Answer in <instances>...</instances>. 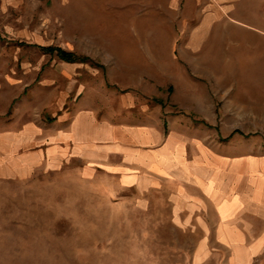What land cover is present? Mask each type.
I'll use <instances>...</instances> for the list:
<instances>
[{"label":"rangeland","instance_id":"1","mask_svg":"<svg viewBox=\"0 0 264 264\" xmlns=\"http://www.w3.org/2000/svg\"><path fill=\"white\" fill-rule=\"evenodd\" d=\"M217 3L0 0V264H125L160 235L175 239L158 209L75 203L97 184L79 178V157L67 160L81 107L161 116L188 143L182 153H208L198 169L217 193L264 204V33L243 24L264 28V0ZM133 60L157 77L166 66L168 78L109 80L111 64ZM187 93L203 112H182Z\"/></svg>","mask_w":264,"mask_h":264},{"label":"crops","instance_id":"2","mask_svg":"<svg viewBox=\"0 0 264 264\" xmlns=\"http://www.w3.org/2000/svg\"><path fill=\"white\" fill-rule=\"evenodd\" d=\"M243 24L264 33L260 24ZM156 70L159 77L151 73V63L120 61L110 65L107 76L110 81L168 78L166 66ZM184 78L198 81L188 73ZM177 101L183 113L204 111L194 93ZM99 110L81 107L67 127V160L79 157L85 165L79 178L97 182L80 189L75 203L84 209L88 200L104 202L134 216L137 210L158 209L163 211L158 224L176 227L174 240L160 235L158 249L145 246L141 256L136 251L134 260L125 264H264L263 203L248 202L241 193H217L215 179L199 170L208 153H182L188 143L175 130L165 132L161 116L135 115L126 107ZM102 177L106 181H97ZM133 220L124 223L135 224Z\"/></svg>","mask_w":264,"mask_h":264},{"label":"trees","instance_id":"3","mask_svg":"<svg viewBox=\"0 0 264 264\" xmlns=\"http://www.w3.org/2000/svg\"><path fill=\"white\" fill-rule=\"evenodd\" d=\"M61 54H62L63 57L67 58V53H65V52H61ZM68 56H69V55H68Z\"/></svg>","mask_w":264,"mask_h":264}]
</instances>
